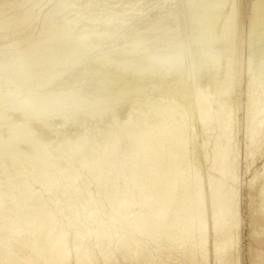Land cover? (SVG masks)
I'll return each mask as SVG.
<instances>
[{
	"label": "bare ground",
	"instance_id": "obj_1",
	"mask_svg": "<svg viewBox=\"0 0 264 264\" xmlns=\"http://www.w3.org/2000/svg\"><path fill=\"white\" fill-rule=\"evenodd\" d=\"M15 1L0 0V49H14L17 46L20 49L25 44L24 49L11 54L0 52V101L9 98L14 112L13 116L3 113L0 119L6 130L3 133L0 130V162L3 168L8 169V164L13 161V149L6 145H18V158H23L22 162L25 160L30 166L35 165L30 179L50 194L55 186V178L46 174L48 160L42 161L43 158L39 157L38 151L48 148L43 136L47 133L48 136L52 135L53 142L48 146L62 148L59 144H63L64 149H71L68 161L83 155L87 163H83V166L85 169L89 167L92 180L102 184L106 190L104 203L111 212L108 220L95 214L99 256L86 241L89 250L79 245L81 248L76 250L73 262L94 264L96 257L99 264H207L210 259V238L213 236L216 264H233L236 261L235 244L238 242V208L233 149L228 144L233 121L230 93L237 62L232 59V51L223 47L234 33L236 1L183 0L188 18L182 28L179 12L176 13L172 6L160 13L158 19L141 22L139 19L138 25H135L134 18H120L108 13L117 0H113L114 3H111L112 0H36V5L29 0L33 6L28 3V8L24 7L26 5L21 7V3L17 8ZM51 1H55L53 6L49 5ZM128 5L125 10L134 8L133 3ZM251 5L252 16L255 15L257 26L260 25L257 32L253 31L260 56L257 59L253 55L249 57V70L258 69L261 73L264 69V0H253ZM15 7L21 10L20 13H15L17 16L12 17V21H4L8 19L3 18L7 9ZM78 9L86 14L81 18H89H86L88 23L83 24L85 19L78 17L75 24L80 21L84 26L101 27V31L96 33L97 37L77 38L74 36L75 26L71 28L68 23L59 26V20H66L70 11ZM37 27L43 37L27 46ZM71 37H75L74 47L67 43ZM111 40L126 45V48L114 55L100 46ZM94 53L97 55L94 56ZM42 54L47 58L44 59ZM37 62L43 66L53 65V72L47 77L45 87L23 96L22 93L31 84L29 77L34 74ZM56 74L59 75L55 78ZM99 79L104 81L98 82ZM96 84L101 85V89L119 88L124 97H118L116 110L121 113L126 109L129 111L123 122L113 120L115 122L110 121V124L98 125L96 136L92 131L77 135L76 154L73 151L74 142L71 141L75 134L64 130L67 126L78 124H70L61 115L73 114L78 108L93 105L102 107L107 103L98 100L92 92ZM152 92L161 106L147 102L142 104L145 106L143 108L142 95ZM192 97L198 99L196 102L202 106L206 102L209 104V108L204 107L206 110L203 112L210 113L212 124L205 129V133L210 135L214 131L215 139L222 137L227 141L225 148L217 147L214 150L215 161L209 168L208 193L202 173L207 140L196 142L198 136L193 131L187 133L192 125L188 121V106ZM177 103L180 104L173 108L182 106L178 110V120L169 106ZM34 116H38L39 119H36L44 128L42 134L35 135L28 130L33 126L29 120ZM48 117L54 118L51 127H46ZM254 119L253 122L256 121ZM35 124L36 128L38 125ZM198 126L197 122L195 130ZM256 126L259 130V126ZM119 127L121 130H117ZM23 142L29 145L37 142L41 146L38 150ZM126 143L130 145L128 148L125 147ZM217 145L218 142L214 148ZM62 166L64 164L59 166L61 170L65 169ZM105 168L106 171L103 170ZM75 169L62 173L58 168L63 175L56 177L64 184V188L56 184L58 189L62 187L63 192L65 187L73 189L74 177L75 182L78 179ZM3 181L6 179L0 175V264H69L71 250L67 245V227L56 220V211L54 216L49 203L39 202L41 197L37 200L30 184H26L25 190L17 192ZM209 197L210 203L207 202ZM70 198L73 200V197ZM88 200L90 202L91 199ZM210 204L213 222L209 217ZM73 206V209H67L74 211ZM134 206L136 210H133ZM87 207L91 208L89 205ZM80 240L77 238L78 242ZM261 243L264 245V239ZM82 244L86 243L83 241ZM171 260L176 261L171 263ZM258 264H264V259Z\"/></svg>",
	"mask_w": 264,
	"mask_h": 264
},
{
	"label": "rangeland",
	"instance_id": "obj_2",
	"mask_svg": "<svg viewBox=\"0 0 264 264\" xmlns=\"http://www.w3.org/2000/svg\"><path fill=\"white\" fill-rule=\"evenodd\" d=\"M28 1L29 0H26V1L25 0H23V1L22 0H16L15 5H17V8H18L19 7L18 4L21 3V5H20L21 7L26 5L24 7L28 8V6H29V5H27L28 3L30 4V6L31 5L33 6V4L36 5V3H37L36 0H32L33 4L31 1L30 2H28ZM235 1H236V14H235L234 33L232 34L231 39L223 47V49H227L229 51L230 50L232 51V59L235 62H237L236 63L237 66L234 67L236 77H235V80L233 79V82L231 85L232 92L230 93V95H232L230 97L232 98V101H233V105H232V120L233 121H232V130H231V135H230V141L228 144L233 149L232 157L234 159V168H235V173H236V192H237V208H238L237 209V213H238V231H237L238 232V242H237V244H235V249H234L235 251L234 252H235L236 261L233 264H258L260 261H262L264 259V245L261 243V241L264 239V209H263V207H264V91H263L264 90V73H262V72H264L263 71L264 69L261 70L262 71L261 73H260V71H258V69H257L258 72L256 71V69H252L253 71L249 70L250 69L249 68V57L253 55L257 59L260 56V49L258 48V45L256 44L255 39L253 38V34H254L253 31L257 32V28L260 26V25L257 26V22L255 20V15L252 16V13H251V6H252L251 4L253 3V0H235ZM23 2H27V3L24 4ZM54 2L55 1H53L49 5L53 6ZM130 2L134 4V6H133L134 8H132L130 10H125L129 7L128 4ZM111 3H114V1L112 0ZM183 5H184L183 0H117L115 2L116 7L114 6V7L110 8V10H108L109 11L108 13L109 14L111 13V15H116L117 17H120V18H125V17L134 18L135 19L134 24L138 25L137 22L139 19H140V22L145 20V19L146 20L158 19L160 13H164L168 9V7L172 6L173 10H176V13L179 12L178 14H179V17L181 18V20L179 22L182 23V24H180V26L182 28V27H185V25H186V22H187L186 17L188 18V15L185 13L186 12V6L184 8ZM17 8L15 7L13 9H10V8L7 9V11H6L7 13L6 12L4 13L5 15H3L4 16L3 18H5V19L8 18V19L4 20V21H6V22H8L9 20L12 21L11 18L17 16V14H19L21 11L20 9L16 10ZM73 11H74V13H72ZM75 11L76 10L70 11V13L68 14L69 16H67L66 20H59L58 21L59 26L63 27V25L64 24L66 25V23H68L71 26V28H74V26H75V28H74V34L75 35L74 36H76L77 38H87L88 36H89L88 38L97 37L98 35H96V33H97V31L98 32L101 31V29H100L101 27H99V26L89 27L87 25L84 26V25H82V23L80 21H77L75 24V21L78 20V17H80V16L85 17L86 16V14H83L81 10L79 12V9L76 12ZM85 11H87V10H85ZM132 11H134V12H132ZM15 13H17V14H15ZM80 13H82V14L80 15ZM184 13L186 15H184ZM6 14L8 15V17L6 16ZM181 16L184 18H182ZM84 17H82V18L80 17V19H83V20L85 19V23H83V24H86V22L88 21L87 19L89 17H86L87 19ZM126 19H128V18H126ZM175 19H177V18H175ZM0 23H2V22H0ZM254 25H255V28H253ZM95 28H97V29H95ZM86 29H88V30H86ZM35 30H37V31H35L32 38H30L27 46L33 44L36 40H39L40 38L43 37V35H41V33L39 31V27H37ZM78 30H79V32H78ZM80 31H83V32H80ZM74 41H75V37H73V38L71 37L67 41V43L69 46L74 47L75 46ZM114 41L111 40V41H107L106 43H101L100 46L103 47L104 49H106L107 51L113 53L114 55H115V53L120 52L123 49V47L126 48V45H123V44L121 45V43H118V41L117 42H114ZM24 48H25V44L21 45L20 49L17 46V47H14V49L13 48L0 49V52L11 54L14 51H17V50L19 51V50H22ZM220 49L222 51V48H220ZM95 55H97V53H94V56ZM42 56H43V58L44 57L47 58V55L44 56L42 54ZM42 56H40V57H42ZM40 65L41 64L39 62H37V65L35 66L36 70H35L34 74L29 77L31 84L24 90V92L22 93L23 96H25V95L29 96L33 91L40 90L43 87H45L46 84H48L47 80L50 77L51 73L53 72V65H47V66L41 65L42 69L40 68ZM254 70L257 72V74L255 73ZM54 71H56V70H54ZM57 75H59V74H56L54 77L56 78ZM256 77H258L259 80ZM254 78H256V80ZM253 79H254V81H253ZM100 81H104V80L99 79L98 82H100ZM136 84H137V82H136ZM96 85H94V87L92 88V92L97 96L98 100L101 99V100L106 101L107 103H104L102 105V107H100L99 105H96V106L93 105L89 108H78V111H75L73 114L61 115L62 117L67 119V121L70 124H78L75 126H67V127H65V130H64L67 133L73 132V135L75 134L73 136L74 138H72L71 141L74 142L73 151L76 154L78 151V150L75 151V148L78 147V146L76 147V143H75L77 140V137H78L77 135H80L83 132L92 131V132H94V136H96L97 132H95V129L97 128L98 125H105V123L110 124V121H113V120H115L116 123L123 122L122 119L126 116V114L129 111V109H126L127 110L126 112L121 113L120 111L116 110V108L119 106V104L116 105L118 102L117 101L118 97H120V96L124 97V95L122 94V91L119 88L110 89L109 87H106V88L101 89L100 88L101 85H97V86ZM95 87H96V89H95ZM128 94H129V92H128ZM125 96H127V95H125ZM261 96H262V98H261ZM258 98L260 101L258 100ZM2 99L0 101V119H2V116L4 115L3 113H7V116H13L14 112H13V110H11V109H13V106H12L13 103L11 104L10 99L7 97L2 98ZM136 99H137V96L135 95V100ZM12 100L13 99H11V101ZM155 100H156V96H154V92H152L148 95L143 94L142 95V101L143 102L141 103V105L145 104L147 102H152V104L153 103L158 104ZM190 100H191V103L188 106L189 107L188 110L190 112V120H188V119L187 120L190 121L192 125H191V128L189 127L190 129L188 130L187 133H190L191 131H193V133L198 136V138L195 139L196 142H201L203 139H205V140H207V144H208V145L206 144L204 147V159H203V170H202L203 171L202 172L203 178L205 180V188H207L206 191L208 193V191H209V182L208 181L210 180V174H211L209 171V168L213 165V163L215 161L214 160V152H215L214 150L217 147L218 148H225L227 146V141H225L224 138H222V137L221 138L218 137L217 139H215L214 138V136H215L214 131L210 132L209 133L210 135L205 133V129L210 128V126L212 124V120L210 119V113H207V112L204 113L203 112L204 110H206L204 107L209 108V104L206 102V104L204 106H202V104L200 102H196V100H198V99H195V97H192ZM261 100H263V101H261ZM130 101L132 102L133 100L130 99ZM258 102H260V103H258ZM137 103L138 102H136V105H137ZM179 104L180 103L169 105V106H171L170 108L173 110V112L176 116L175 117L176 120H178L180 118V115L178 114V112H179L178 110L182 106H178L177 108H173V106L179 105ZM254 105H256V107ZM123 106H125V103L123 104ZM159 106H161V105H159ZM214 106H215V104H213V102H212V107H214ZM136 107L138 108V105ZM142 107L145 108L144 105H142ZM74 109H77V108H74ZM80 109H84V110L81 111ZM261 109H262V111H261ZM253 117H255L257 119H254ZM34 118H35V120H32ZM34 118L32 117V119L29 120V124H31V122H32L31 126L32 125L33 126L30 128L31 130L30 129H28V130L30 132H32V134L35 133V135H36V133L42 134L44 132V128L42 127L41 122H39V120L36 119V118H38V116L37 117L34 116ZM53 119L51 117H48V119L46 121V127H48V126L51 127L50 123L53 121ZM253 119L256 120V121H254L255 123L253 122ZM176 120H175V122H176ZM115 121H113V122H115ZM197 122L199 123V126L195 130V126L197 125ZM0 123L2 124V125H0V130L2 131V133L6 132V130H4L5 128H3L4 127L3 122L1 121ZM34 123H36L35 125H38V126H36V128L34 126ZM257 123H259V124H257ZM255 124L259 126V130ZM117 126H120V125L118 124ZM32 128H34V131ZM35 130H37V131H35ZM117 130H121V127L117 128ZM256 130H258V131H256ZM250 131H251V133L256 131L252 134L253 138L250 135L251 133L249 134ZM10 132H12V131H10ZM48 134L49 133H47L46 135L43 136V140H44L43 142L45 143L46 147H48V148H46L47 150L42 149L38 152L40 153L39 157L43 158V159H41L42 161H44L45 159H46L45 161L48 160L47 161L48 165L46 167L47 170H45V171H48V173L46 172V174L48 176L50 174L51 175L50 177L55 178L54 179L55 180V182H54L55 186H53V188H52L53 190L51 191L50 194H48L49 192H45V190L43 188L41 189L38 185H35L36 184L35 181L30 179L31 176L34 174L33 169H35V165L30 166V165H28V163L25 160H24V163L22 162L23 158H18V154L16 153V152H19V150H17V149H20V147L18 145H14V146L13 145H6L7 148L10 149V146H11V149H13V150L10 149L13 153V155H12L13 161L10 162L11 165H10V163L8 164L9 165V167H7L8 169L3 168V164H2V162H0V175L6 179V181H3V182H7V186L8 187L11 186L12 187L11 189H13L14 191H17V192H19L20 190H25L26 184H28L27 186H29V184H30L29 187H31L32 190L34 189V195L37 196V198L41 197L40 201H39V198L37 200L39 202L49 203V207L52 208L51 211L53 212V214L56 211V216L54 214V216L56 217V220L58 222H61L65 227H67V228H65L66 234L69 236V237L67 236V238H68L67 239V242H68L67 245L70 247V250H71L70 263L69 264H72V263L76 264V261L75 262H73V261L75 260L76 250H79V247H80L79 245H81V247L85 248L87 251L89 250V249H87L89 246V248L91 250L96 251L97 256H99L98 251H97V249L99 247L96 245V230H97L98 224L96 223L95 218H97V216L98 217L102 216L104 219L108 220L110 217L111 211H110L109 206L104 203V201L106 199V196H104V195H106V190H105L104 186H102V184H100L101 185V187H100V185L98 184V182H96V180H94V179L92 180V176H90V174H89L90 173L89 167H87V169H85V167H84L85 164H87V163L84 162L85 158L83 157V155H80L81 157H79L77 155L78 156L77 159L76 158L75 159L70 158V160L72 159L73 161H70V160L68 161V159H69L68 156H69V154L71 155V149L68 148L69 151L67 150V148L64 149L62 146L63 144H59V146L62 147L63 149L62 148H53V146H48L49 144H51L53 142L52 135L48 136ZM29 137H30V135H29ZM216 142H218V145L214 148ZM23 143L28 145L31 148H33V147L37 148L38 150L40 149L39 147L41 146V144L39 145V143H37V142H35L32 145H29L27 142H23ZM65 145L67 146L68 143ZM129 146L130 145L128 143L125 144L126 148H128ZM50 147H51V149H50ZM65 150H66V152H65ZM41 153H43V154H41ZM42 155H43V157H42ZM78 158L79 159L83 158L84 160L83 159L79 160ZM56 160H57L59 166L64 164V166H62V167L63 168L65 167V169L61 170V168L57 165ZM62 161L64 163H62ZM19 162H21L22 165ZM77 162L80 164H77ZM17 163H18V165H16ZM69 163H71V164H69ZM83 163H85V164H83ZM19 165H21V166H19ZM79 165H82V166L79 167ZM25 166H26V168H25ZM57 166L62 171V173H65L66 171H68L71 168L72 169H75V167L77 168L74 171H76L75 174L77 175L76 178H78V179H76V182H75L74 181L75 177H74V180L72 183L74 185V187H76L75 188L76 192L74 193V191H73L74 187H73V189L65 187L66 189H68L67 190L68 192L69 191L72 192V193L69 192L72 195H70V194L68 195V192L66 191V189H64V192H63L62 187H60V189H58L59 188L58 186H60V185L63 186V188H64V184L62 185L63 182L62 183L60 182L61 181L60 178H61L62 173H61V171L58 170ZM68 166H70V168ZM66 168H68V169H66ZM25 169H27V170H25ZM57 170L59 173L57 172ZM64 170H65V172H64ZM87 170H89V171H87ZM103 170L106 171V168ZM56 175H58L60 178L56 177ZM78 175H80V176H78ZM56 184H58V186ZM72 184H71V187L73 186ZM84 187H86L87 190H84V189H86ZM77 188H79V189H77ZM103 188H104V190H103ZM35 190L37 191L38 194L36 193ZM81 191H82V193H81ZM85 191H88L89 193L88 192L86 193ZM62 192L64 194H66L69 198H70V196L73 197V200H72V198H70V199L67 198ZM90 193L91 194L93 193L92 194L93 196ZM75 194L77 195L78 198L74 196ZM78 194H80L83 198H81V196ZM87 196L88 197L92 196L93 198L92 197L88 198ZM74 197L76 198V200L78 199V201H76L74 199ZM86 198L91 199L90 202L88 199L86 201ZM48 199H50L52 201H50ZM65 199H69V200H65ZM49 201L52 203L54 202L55 205L51 203L53 205V207H52V205L50 204ZM83 201H85V202L83 203ZM210 201H211V198L209 197V199H207V202L210 203ZM56 204L59 207H57ZM87 204L91 208L87 207L88 206ZM54 206L57 207L59 209V211L61 208L62 211L59 212L58 209L55 208ZM71 206L75 207L74 211L76 210V212L77 213L79 212V213L74 214V211L72 210L73 208ZM70 207L72 209H67ZM78 208H80L81 210L78 211L79 210ZM260 209H262V210L260 211ZM70 210H72V211H70ZM133 210H136L135 206L133 207ZM95 211H96V213H95ZM89 212H90V214H88ZM211 213H212V206L210 204L209 217L211 219L210 218L209 219H210V222H213V220H212L213 218L211 216ZM85 214L89 217V219H87L88 217ZM95 214L96 215L98 214V215L96 216ZM90 215L92 216L93 219L91 218ZM93 215H94V217H93ZM79 225H81V226H79ZM77 226H78V228H77ZM210 227H212V224ZM87 231H89V232H87ZM84 234L86 235V238H85ZM212 235H213V232H212ZM212 237L210 238L211 240H210V244H209L210 259H209V262L207 264H216L215 258L213 255ZM77 238H78V240L79 239H82V240H80L78 242ZM83 241H84V243H86L85 245L82 244ZM86 241L89 243V245ZM74 243H76V244H74ZM90 245H92V246L90 247ZM93 246H95V247H93ZM173 261H176V260H171L170 262L173 263ZM93 263L99 264L96 257L93 259ZM176 263L177 262H175V264ZM177 264H181V262L180 263L178 262Z\"/></svg>",
	"mask_w": 264,
	"mask_h": 264
}]
</instances>
